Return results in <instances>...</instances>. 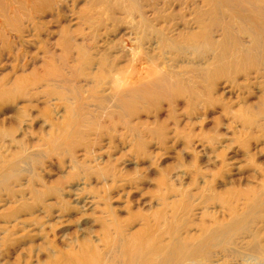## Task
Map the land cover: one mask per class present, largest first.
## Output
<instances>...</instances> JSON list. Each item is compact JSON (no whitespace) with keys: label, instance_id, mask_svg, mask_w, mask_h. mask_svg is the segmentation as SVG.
<instances>
[{"label":"rangeland","instance_id":"rangeland-1","mask_svg":"<svg viewBox=\"0 0 264 264\" xmlns=\"http://www.w3.org/2000/svg\"><path fill=\"white\" fill-rule=\"evenodd\" d=\"M233 1L0 0V264H264V38L224 36L257 21Z\"/></svg>","mask_w":264,"mask_h":264},{"label":"bare ground","instance_id":"bare-ground-1","mask_svg":"<svg viewBox=\"0 0 264 264\" xmlns=\"http://www.w3.org/2000/svg\"><path fill=\"white\" fill-rule=\"evenodd\" d=\"M224 1L226 0H221L222 3H224ZM239 2L237 4V6H243L242 2H240L241 0H235L233 1V3L235 4V2ZM217 4H221L219 2V0H216ZM245 3L253 8L256 12V15H257V21L253 18V19H245V18H240V22H249V24L252 26L250 27V29L248 28H241L240 30L238 29L236 32H232L230 29H228L227 31L224 32V36L226 38H231L233 36H236L237 34H244L245 36H249L250 39H252L254 41V43L256 42H260L261 43V39L264 38V0H245ZM226 4V3H225ZM216 5V3H215ZM216 12L217 13H220V12H223L225 11L224 8H221L219 6H216ZM235 18V22L237 23V19L236 18H239V16L237 15ZM260 25L261 28H262V33L260 31H255V27L259 28V26L257 25ZM237 25V24H236ZM238 32V33H237ZM244 51L242 52L244 54V52H246L247 50L246 49H243ZM198 249V247H195ZM187 248H185V250H182V248L179 249L178 251V256L176 254H174L175 257L169 259V257H165L163 259V262L162 264H183L184 263V253L186 251ZM160 250V249H159ZM158 250V251H159ZM182 250V251H181ZM161 251V250H160ZM181 252V253H180ZM195 253L197 254L198 253V250L195 251ZM180 254V255H179ZM183 255V256H182ZM195 256V255H194Z\"/></svg>","mask_w":264,"mask_h":264}]
</instances>
